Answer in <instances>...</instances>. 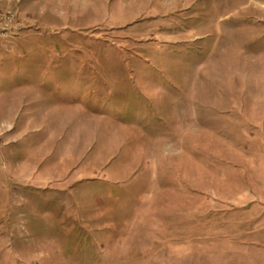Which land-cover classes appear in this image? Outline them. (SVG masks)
I'll return each instance as SVG.
<instances>
[{
    "label": "rangeland",
    "instance_id": "374dc122",
    "mask_svg": "<svg viewBox=\"0 0 264 264\" xmlns=\"http://www.w3.org/2000/svg\"><path fill=\"white\" fill-rule=\"evenodd\" d=\"M0 264H264V0H0Z\"/></svg>",
    "mask_w": 264,
    "mask_h": 264
},
{
    "label": "built area",
    "instance_id": "2783aa9c",
    "mask_svg": "<svg viewBox=\"0 0 264 264\" xmlns=\"http://www.w3.org/2000/svg\"><path fill=\"white\" fill-rule=\"evenodd\" d=\"M14 16L12 11L0 12V37L11 36L15 33L12 28Z\"/></svg>",
    "mask_w": 264,
    "mask_h": 264
}]
</instances>
